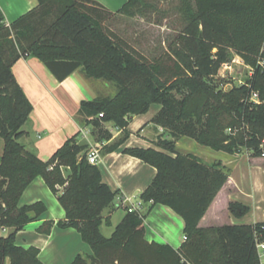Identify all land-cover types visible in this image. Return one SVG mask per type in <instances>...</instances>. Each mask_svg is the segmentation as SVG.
<instances>
[{
	"label": "trees",
	"instance_id": "1",
	"mask_svg": "<svg viewBox=\"0 0 264 264\" xmlns=\"http://www.w3.org/2000/svg\"><path fill=\"white\" fill-rule=\"evenodd\" d=\"M141 1L127 0L112 12L93 0H38V8L10 26L0 10V143L4 144L0 229L12 230L0 237V264H44L38 248L26 249L16 242L20 231L47 212L44 202L19 206L37 177L44 179L66 212L64 220L45 223L40 233L49 235L55 225L74 228L94 252L90 257L78 256L71 264H260L257 243L264 241V222L199 227L231 169L221 161L206 164L191 153H180L176 145L189 138L216 152L236 155L246 150L264 157L260 72L264 0H182L192 2L186 10L189 24L168 58L157 61H150L106 26L117 14H130ZM231 52L254 73L244 84L225 91L211 77L229 62ZM28 57L44 63L59 82L81 70L87 78L114 83L115 96L83 101L79 111L98 142L112 139L109 123L123 130V136L106 148L108 152L129 139L132 117L147 113L153 104L161 105L151 121L170 137H158L161 150L123 151L157 170L140 196L146 208L143 213L127 212L111 238L101 232L104 223L111 225L102 214L114 205L118 192L104 183L99 167L89 163V146L79 145V135L68 139L48 161L20 143L34 107L13 67ZM63 167L69 168L68 177ZM157 205L169 207L184 220L186 240L177 250L145 238L144 221ZM229 211L240 219L250 207L231 202Z\"/></svg>",
	"mask_w": 264,
	"mask_h": 264
},
{
	"label": "crops",
	"instance_id": "2",
	"mask_svg": "<svg viewBox=\"0 0 264 264\" xmlns=\"http://www.w3.org/2000/svg\"><path fill=\"white\" fill-rule=\"evenodd\" d=\"M93 1L112 12H117L127 3V0ZM38 6V0H0V10L7 26ZM13 73L34 107L28 122L23 126L27 135L20 140L28 151L48 161L68 139L77 134L79 145H87L89 150L94 147L100 148V160L97 166L102 172L103 181L113 191L118 192L117 204L106 209L102 214L104 219H110L111 225L104 223L101 232L104 237L111 238L115 228L127 213L122 206V200L131 198L135 203L141 201L140 196L151 185L157 174L154 167L124 154L123 151L135 147L161 150L157 146V141L158 137L163 135L164 129L151 122L155 116H151L152 119L146 118L145 115L134 116L127 129L130 133L129 139L118 150L108 152L106 148L123 136V130L109 123L106 126L112 133V139L98 142L92 135V127L86 124L87 118L79 111L83 101L111 97L110 82L87 78L81 70L73 73L65 81L59 82L44 63L34 57L20 59L13 67ZM85 132L89 133L85 134ZM152 143L157 147H153ZM177 146L186 149L187 153H192L195 148H184L181 140ZM0 148L2 150L3 145H0ZM203 155L212 158L209 159L210 163L223 162L231 169V174L210 205L199 227L210 229L225 225L263 223L264 157H254L248 151L236 155L224 152L217 154L204 152L201 156ZM62 170L66 177L71 173L67 167H63ZM37 202H44L47 212L38 221L29 224L17 234L18 246L26 249L38 248L39 258L44 264H71L78 256L94 255L91 246L83 241L81 234L74 228L62 229L55 225L49 235L40 233L39 230L45 223H57L66 218V212L57 196L52 193L42 177H37L26 189L19 206H29ZM231 202L249 206L250 212L240 219L234 217L229 211ZM121 210L124 212L115 220V216ZM222 212H225L227 217H231L232 223H219ZM184 228V220L172 209L163 205H157L144 221L145 238L149 243L170 245L176 250L185 242ZM8 231L10 233L12 230L8 229Z\"/></svg>",
	"mask_w": 264,
	"mask_h": 264
},
{
	"label": "rangeland",
	"instance_id": "3",
	"mask_svg": "<svg viewBox=\"0 0 264 264\" xmlns=\"http://www.w3.org/2000/svg\"><path fill=\"white\" fill-rule=\"evenodd\" d=\"M187 5L192 8V2L188 3L182 0H142L131 9L130 14H117L114 19L106 22V26L150 61H157L160 58L167 59L169 54L172 53L173 48L177 46L178 36L184 33L189 24V20L187 19L188 13L186 11ZM260 72L262 73V80L264 82V58L260 63ZM253 73V69L247 66L241 57L231 52L229 62L222 65L216 71L211 77V82H214L215 86L219 89L228 91L234 86H240L247 82ZM116 88L114 83H111L109 88L111 97L116 94ZM159 109H161L160 104H153L149 111L142 115L152 119L150 117H154ZM241 131L242 128L234 131V134H238ZM226 133L231 134L232 132L227 128ZM163 135L168 139L170 138L165 130ZM181 142L184 148L195 147L191 154L196 155V157H199L200 160L202 159L201 161L206 164L214 162L210 163L209 159L212 158L208 155L201 156L202 153H222L203 147L189 138H182ZM0 145L4 144L0 143ZM152 145H154L153 147H157L153 143ZM176 149L180 153L187 154L186 149L180 146H177ZM2 155L3 149L1 150L0 148V157ZM117 202L116 199L114 204H117ZM123 212V210L119 211L115 216V220L119 219ZM219 223L230 224L232 223L231 217H227L226 213L222 212ZM8 234V230L0 229V237L7 236Z\"/></svg>",
	"mask_w": 264,
	"mask_h": 264
},
{
	"label": "built area",
	"instance_id": "4",
	"mask_svg": "<svg viewBox=\"0 0 264 264\" xmlns=\"http://www.w3.org/2000/svg\"><path fill=\"white\" fill-rule=\"evenodd\" d=\"M253 99L255 101H258V95L254 94ZM100 117H103V114H101ZM88 133L89 132H85V134H88ZM87 158H88V161L90 164L98 165L99 160H100V148L94 147V148L90 149L88 151ZM122 206L125 207L127 212H130V213H132V212L143 213L144 212V203L142 200L135 203V202H132L131 198H124L122 200ZM185 240H186V237H185ZM257 251H258L260 264H264V241L257 243Z\"/></svg>",
	"mask_w": 264,
	"mask_h": 264
}]
</instances>
